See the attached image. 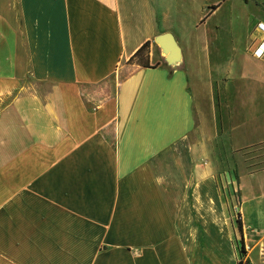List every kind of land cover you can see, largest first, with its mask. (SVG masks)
Segmentation results:
<instances>
[{"label": "crops", "instance_id": "0c3cea01", "mask_svg": "<svg viewBox=\"0 0 264 264\" xmlns=\"http://www.w3.org/2000/svg\"><path fill=\"white\" fill-rule=\"evenodd\" d=\"M241 2L240 57L261 69L238 71L235 87L220 76L219 135L203 114L214 93L204 19L187 43L181 32L194 49L177 65L154 43L167 13L199 0H0V264H236V206L215 157L235 159L243 262L264 264V180L243 182L264 168L245 174L239 153L264 138L235 136L245 124L228 108L249 92L264 101V60L252 55L264 0ZM147 42L151 67L129 64Z\"/></svg>", "mask_w": 264, "mask_h": 264}, {"label": "rangeland", "instance_id": "374dc122", "mask_svg": "<svg viewBox=\"0 0 264 264\" xmlns=\"http://www.w3.org/2000/svg\"><path fill=\"white\" fill-rule=\"evenodd\" d=\"M215 4L219 3V0H213ZM241 0H229L227 3L221 4L219 11L214 15H208L206 7H203L199 0V4L195 11L193 12H181V13H167L169 15V33L172 34L177 41V44L183 52H185L186 57L190 56L191 48L188 45H185V39L181 36V32L185 33L186 43L189 41L192 35L196 36V26L199 24V21L204 19V23L199 26V33H205V39H208L209 42L205 49L201 50L200 56L203 58L204 66V75L202 80L206 81L207 78L213 80V99L211 94H204L206 98V104L204 108L208 110H203V114H206V120L210 121L211 117L214 118L215 132L220 135L221 131V120L224 116L225 111V101L222 95V78L220 76L229 75V82L226 84V87H235L237 79L234 75L238 71L243 70L248 74L258 73L261 68H256L254 62L250 64L244 63L240 56L243 55V52L239 51L242 48L239 44L241 43L244 37L245 30V21L244 15L242 14ZM250 7V8H249ZM247 7L246 12L252 10L251 5ZM253 11V10H252ZM251 11V12H252ZM166 15V14H165ZM245 16H248L245 13ZM250 16H253V13H250ZM248 16V19L252 21V18ZM167 17V18H168ZM218 26V30L214 31L212 27L214 25ZM207 34V35H206ZM156 55H159V50H156ZM263 69V68H262ZM209 73V75H208ZM218 74V75H216ZM206 85V84H205ZM207 87V86H205ZM254 87V86H253ZM236 96V94H235ZM208 98V99H207ZM211 100V101H210ZM230 104L228 108L230 113H233L231 119L233 125L238 121H241L245 124L241 129L235 130V136L242 135L248 137L249 139L264 138V101H262L256 95L254 96L252 92L246 93L245 97H231ZM214 108V109H213ZM258 114H254L257 110ZM213 116H212V111ZM220 138V137H219ZM216 144L218 142H215ZM240 159L245 166V171L247 175H253L255 172L260 171L264 168V144L254 145L239 151ZM215 165L220 168L219 174H217L219 181L223 179L226 187H230L232 191V196L235 202L236 208L232 207L231 213L229 214L230 222L235 229L233 246L234 249H238L239 234L236 232L235 220L236 217L240 216V206H241V192L238 187L239 174L235 173L233 166L235 159H222V157H215ZM170 160L168 159V162ZM264 180V175L262 179L260 175L254 176H243V182L246 186L253 185L258 186L261 181ZM262 184V183H261ZM228 191V188H227ZM231 198L229 196L230 202ZM249 232H252L250 227H245L244 230V240L246 242V249H255L253 238L249 236ZM238 254V253H237ZM239 257V256H238Z\"/></svg>", "mask_w": 264, "mask_h": 264}, {"label": "trees", "instance_id": "16d2710c", "mask_svg": "<svg viewBox=\"0 0 264 264\" xmlns=\"http://www.w3.org/2000/svg\"><path fill=\"white\" fill-rule=\"evenodd\" d=\"M224 1H226V0H219L218 5ZM243 1L246 2L247 0H243ZM217 6L210 7L208 15H210L211 12L217 8ZM128 63L129 64L133 63V64H135L141 68H150L151 66L149 64V43L147 42V43L143 44L135 52V54L129 59ZM235 225H236V232H238L239 237H240L239 242H238V249H237L239 261L236 264H248V261L243 262L245 255H246V252L244 249V243H243V237H242V226H241V221H240L239 215L236 217Z\"/></svg>", "mask_w": 264, "mask_h": 264}, {"label": "water", "instance_id": "95a60500", "mask_svg": "<svg viewBox=\"0 0 264 264\" xmlns=\"http://www.w3.org/2000/svg\"><path fill=\"white\" fill-rule=\"evenodd\" d=\"M154 43L165 56L164 60L169 66H174L181 62V49L172 34L164 33L158 35L154 39Z\"/></svg>", "mask_w": 264, "mask_h": 264}, {"label": "built area", "instance_id": "2783aa9c", "mask_svg": "<svg viewBox=\"0 0 264 264\" xmlns=\"http://www.w3.org/2000/svg\"><path fill=\"white\" fill-rule=\"evenodd\" d=\"M258 29L263 33V38L255 44L252 55L256 59L264 60V25L258 24Z\"/></svg>", "mask_w": 264, "mask_h": 264}]
</instances>
